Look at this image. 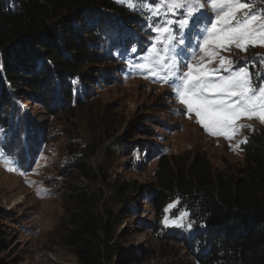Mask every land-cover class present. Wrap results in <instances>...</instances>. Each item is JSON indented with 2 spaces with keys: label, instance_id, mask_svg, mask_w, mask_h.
Segmentation results:
<instances>
[{
  "label": "rangeland",
  "instance_id": "374dc122",
  "mask_svg": "<svg viewBox=\"0 0 264 264\" xmlns=\"http://www.w3.org/2000/svg\"><path fill=\"white\" fill-rule=\"evenodd\" d=\"M110 1L123 10L124 19L112 13L113 22L99 36L100 50L109 60L98 65L99 72H94L88 87L75 83L82 104L72 116L50 113L51 104L32 102L27 91L10 92V126L0 128V153L6 158L0 160V226L8 246L0 254V264H79L74 249L67 245L72 230L69 196L74 186L102 190L105 199H114L108 211L113 217L108 245L122 250L109 264H196L186 244L194 236L193 225L188 229L164 223L165 218L172 220L184 212L178 205L167 212L173 203L164 208L162 226L156 228L151 199L160 158L171 162L184 157L191 162L204 155L216 169H224L226 163L241 168L244 143L239 148L230 145L264 129L258 120L247 121L254 130L244 129L229 142L207 133L194 114L192 119L178 114L184 105L177 102L168 84L145 78L129 66L130 61L139 63L151 46L149 37L154 33L145 23L146 14ZM133 47L135 53L127 51ZM224 55H231L237 66L246 63L254 73H264V64L258 62L264 47L246 53L233 49ZM23 86L19 88L24 90ZM26 130L33 137L30 147ZM71 143L97 147L92 167L100 176L98 185L69 178L72 162L67 146ZM8 160L16 171L7 170L12 166ZM125 184L140 190L126 193L129 200L118 205L121 201L115 196ZM188 222L186 216L184 224Z\"/></svg>",
  "mask_w": 264,
  "mask_h": 264
},
{
  "label": "trees",
  "instance_id": "16d2710c",
  "mask_svg": "<svg viewBox=\"0 0 264 264\" xmlns=\"http://www.w3.org/2000/svg\"><path fill=\"white\" fill-rule=\"evenodd\" d=\"M122 11L110 0H0V128L10 126L13 89L27 91L34 103L51 104L50 113L72 116L82 104L75 83L88 87L98 65L109 60L100 50L99 36L113 22L112 13L124 19ZM28 132L30 147L33 137ZM247 141L241 168L226 163L216 169L204 155L191 162L184 157L159 160L151 199L156 228L162 226L164 208L178 200V210L187 211L195 231L186 244L196 264H264V129ZM67 150L69 178L98 185L100 176L92 167L97 147L71 143ZM138 190L120 186L118 205L129 200L126 193ZM104 195L86 186L70 188L67 245L79 264H109L122 250L108 245L113 238L108 211L114 199ZM7 247L0 226V254Z\"/></svg>",
  "mask_w": 264,
  "mask_h": 264
},
{
  "label": "snow or ice",
  "instance_id": "6c2138e0",
  "mask_svg": "<svg viewBox=\"0 0 264 264\" xmlns=\"http://www.w3.org/2000/svg\"><path fill=\"white\" fill-rule=\"evenodd\" d=\"M130 11L145 15L154 35L139 63L131 68L166 83L177 102L178 114L196 122L212 136L229 142L244 129L254 130L247 121L264 124V73H254L248 64L233 60V49L248 52L264 47V2L262 0H117ZM259 3V7L257 4ZM127 51L136 52L133 47ZM264 64V57L258 61ZM247 137L233 148L247 143ZM6 159L0 153V160ZM8 171H16L8 160ZM23 174V173H22ZM35 183V182H33ZM46 191V190H45ZM39 194V193H38ZM179 201L165 211L177 207ZM189 214L165 218L166 226L192 228L184 224Z\"/></svg>",
  "mask_w": 264,
  "mask_h": 264
},
{
  "label": "bare ground",
  "instance_id": "6f19581e",
  "mask_svg": "<svg viewBox=\"0 0 264 264\" xmlns=\"http://www.w3.org/2000/svg\"><path fill=\"white\" fill-rule=\"evenodd\" d=\"M139 54V53H138Z\"/></svg>",
  "mask_w": 264,
  "mask_h": 264
}]
</instances>
